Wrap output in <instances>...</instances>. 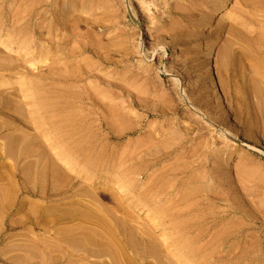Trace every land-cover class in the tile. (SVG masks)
<instances>
[{
	"label": "rangeland",
	"instance_id": "374dc122",
	"mask_svg": "<svg viewBox=\"0 0 264 264\" xmlns=\"http://www.w3.org/2000/svg\"><path fill=\"white\" fill-rule=\"evenodd\" d=\"M64 4L0 0V264H264V0Z\"/></svg>",
	"mask_w": 264,
	"mask_h": 264
},
{
	"label": "bare ground",
	"instance_id": "6f19581e",
	"mask_svg": "<svg viewBox=\"0 0 264 264\" xmlns=\"http://www.w3.org/2000/svg\"><path fill=\"white\" fill-rule=\"evenodd\" d=\"M59 1V0H58ZM65 2L64 6L66 5V3H69L71 1H76V0H63ZM78 1V0H77ZM45 3H43V5L45 6H49L50 3L48 1H44ZM54 4V3H52ZM72 4V3H70ZM69 8V7H68ZM71 10L73 11V8H71ZM55 11V10H54ZM56 12V11H55ZM217 8L216 7H211L207 10V13H206V17L204 19V21L201 23L200 25V28H199V33L201 34H206L208 32V29H209V25H210V22L212 20H214L216 17H217ZM55 15V13L53 14V16ZM58 15V14H57ZM54 22V21H53ZM56 22V21H55ZM60 27H63L62 25H60ZM215 46H214V43H210L206 49V55L209 56L210 58H212L215 54ZM173 56H174V53H173ZM172 56V57H173ZM105 61V60H104ZM178 67V66H177ZM180 68V67H178ZM168 69V68H167ZM174 70L176 71V68H174ZM173 70V71H174ZM166 71V70H165ZM172 71V70H171ZM172 71V72H173ZM178 71V70H177ZM175 81L177 83H180V80L178 78L175 79ZM104 86H105V83H104ZM210 89V88H209ZM126 90V89H124ZM92 91V90H91ZM206 90L203 89V88H200L198 90V92L200 93L199 95H189L187 93H183L179 94V96L177 97L176 94L175 96L171 94L170 98L169 97H162V98H158V100L161 102L157 103V104H160L161 107H159V111H157L156 114H152L150 113L148 116L149 117H162V118H168V117H171V113L174 111V109H178L177 105L180 104V101H182L181 103L182 104H191L192 106H194V108H203L204 107H209V106H214V107H217L219 106V104L217 102H215V98H210L208 97V95L206 96L205 95V92ZM90 92V91H89ZM197 92V91H196ZM91 93V92H90ZM121 93V92H119ZM125 94V93H124ZM92 95V94H91ZM90 95V96H91ZM96 95V94H95ZM120 95V94H119ZM137 95V93H136ZM125 96V95H124ZM212 96V95H211ZM218 96V95H217ZM92 97V96H91ZM97 97V96H95ZM159 97V96H158ZM125 98V97H124ZM97 99V98H96ZM95 99V100H96ZM126 99V98H125ZM181 99V100H180ZM93 100H94V93H93ZM94 100V101H95ZM100 100V99H99ZM119 100V99H118ZM124 100V99H123ZM122 99L119 100V102L122 103L123 101ZM134 100V98H133ZM157 100V98H156ZM233 101V100H232ZM101 102V101H100ZM130 102V101H128ZM157 102V101H156ZM118 103V102H117ZM125 103V102H124ZM101 104V106L103 105L102 102L99 103ZM111 104V103H110ZM115 104V103H114ZM120 104V103H119ZM132 104V103H131ZM113 106V105H112ZM182 106V105H181ZM104 108H105V105H104ZM107 108V106H106ZM117 109H121L119 107H116ZM156 108H158V106H156ZM181 108V107H180ZM213 108V107H212ZM109 109V108H108ZM107 109V110H108ZM205 109V108H204ZM111 110V109H110ZM207 110V109H206ZM214 111V110H213ZM91 112V111H90ZM123 113V112H122ZM121 113V114H122ZM129 113V112H128ZM132 114V113H131ZM207 117H203L204 119H206L207 123H208V126H215L217 125L218 122H221L224 120L223 117L219 114H214V116H211V114L209 113H206ZM112 117V116H111ZM129 118V117H127ZM150 118H148L149 120ZM152 119V118H151ZM82 121V120H81ZM87 121V120H86ZM143 123L145 121H142ZM147 122V121H146ZM174 123V122H173ZM108 124V122H107ZM106 124V125H107ZM172 124V123H171ZM170 123H167V124H163L162 126H159V127H155L154 129L151 130L152 134L154 136L157 137V135L159 136L162 132H166V134H175V136L173 137V140H172V144H171V147L169 148L168 151L166 152H162L160 155L158 156H153V160L155 159V161H159V160H169V159H172V157H174V155H177L181 149L185 148L188 146L189 143H192V141L200 136L202 133L201 131L205 129V125L199 121H194L186 126H182L181 123L178 124L177 121L176 123H174V127L171 126ZM143 127V126H142ZM145 127V126H144ZM143 127V128H144ZM77 132V131H76ZM224 136H230L231 133H229V131H224L222 132ZM164 135V134H163ZM203 135V134H202ZM161 136V135H160ZM155 137V138H156ZM145 149V148H144ZM143 149V150H144ZM145 151V150H144ZM54 155V154H52ZM142 157V156H141ZM152 160V159H151ZM144 165V164H143ZM150 165V164H149ZM19 165L18 164H14L13 165V173H14V179L11 178V185L13 183L12 186H14V182H15V178L17 176V171H20L21 172V168L18 167ZM10 170V168H9ZM24 170L28 173L26 174L27 175V179L25 177V179L23 180L24 181V184L25 185H18V184H15L14 187H18V190L19 188H22L23 189H26L27 188V184H28V176L30 174V170L28 169V167L26 168V166L24 167ZM12 171V170H11ZM168 171V170H167ZM11 173V172H10ZM7 176V175H6ZM8 177V176H7ZM169 178V177H168ZM163 180V179H162ZM164 181V180H163ZM167 181V180H165ZM6 182V181H5ZM29 182H30V176H29ZM164 184V182H163ZM11 186V187H12ZM166 186V185H165ZM169 186V185H168ZM164 188V187H163ZM162 188V189H163ZM10 189V188H9ZM17 189V188H15ZM9 191V190H8ZM12 193V192H11ZM6 198V197H5ZM170 210V209H169ZM147 233V232H146ZM147 236V235H146ZM101 263V262H100ZM107 263V262H106ZM104 264V263H103Z\"/></svg>",
	"mask_w": 264,
	"mask_h": 264
}]
</instances>
